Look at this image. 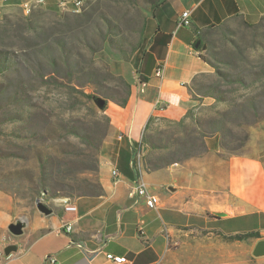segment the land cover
<instances>
[{
  "label": "crops",
  "instance_id": "1",
  "mask_svg": "<svg viewBox=\"0 0 264 264\" xmlns=\"http://www.w3.org/2000/svg\"><path fill=\"white\" fill-rule=\"evenodd\" d=\"M23 2L0 0V7ZM185 11L191 12L190 26L179 25ZM146 17L141 49L132 55L118 53L114 62V72L129 80L131 95L124 107L113 103L106 111L111 126L101 148L99 171L104 194L72 200L76 213H66L60 202L53 215H40L14 243L18 251L10 256L4 253L0 264H115L107 260L109 254L126 257L125 264H214L212 253L218 248L213 246L220 243L225 253V217L213 216L225 211V206L209 205L212 194L225 201V181L213 189L204 187L201 177L188 167L148 169L136 154L143 148L151 119L180 121L199 104L192 99L190 87L195 77L210 73L211 68L197 42L208 30L235 19L260 22L264 0H166ZM207 145L220 152L218 136L208 139ZM114 169L120 171L116 183ZM141 177L159 197L157 209L149 208L146 198L135 193ZM231 183L241 189L239 194L231 189L232 194L253 207L250 214L264 215V171L259 164H233ZM171 187L176 190L170 191ZM227 218L235 222L244 216ZM68 225L71 232L66 230ZM215 232L218 242H212ZM0 245L5 249L1 241Z\"/></svg>",
  "mask_w": 264,
  "mask_h": 264
},
{
  "label": "rangeland",
  "instance_id": "2",
  "mask_svg": "<svg viewBox=\"0 0 264 264\" xmlns=\"http://www.w3.org/2000/svg\"><path fill=\"white\" fill-rule=\"evenodd\" d=\"M83 2L80 12L60 10L54 0L40 8H29V14L35 10L31 20L27 19L28 15L20 6L0 7V47L11 53L16 52L15 55L18 56V64L0 76V92L3 91L0 94V241L4 247L14 245L19 239L8 231L10 224L18 219H26L29 230L30 222L43 215L37 209V199L54 209L61 199L69 198L65 196L69 192V186L78 191L86 176L79 173L82 166L75 164L80 159L75 155L87 147L71 131L90 122L82 92L94 93L95 86L106 90L115 88L117 79H113L109 73L120 76L113 70L116 55L133 54L129 49L123 52L113 49L104 42L100 32L104 33L105 24L109 20L126 36L137 39L136 29L150 10L144 0ZM63 15L67 17L63 18ZM261 21L258 22V28H251L243 20L235 19L222 27L207 31L205 44L211 52L206 57L223 71L258 73L264 70V22ZM31 26L41 31L40 36L30 32ZM58 39L66 40L68 55L79 62L78 69L81 72L79 71V77L72 83H69V78H65L64 70L60 74L54 72L46 56L42 54L46 44L56 50ZM56 55H59L58 51ZM213 74L214 70L211 68L208 75ZM107 78L111 79L108 81ZM69 85H74L77 91ZM257 86H253V90L260 93L262 88ZM225 89L230 90L229 87ZM248 95L244 90H236L231 94L236 104L243 103ZM113 103L110 101L107 109ZM204 103L209 106L214 104V100L207 98ZM259 107L257 119L260 120L253 127L232 125L234 133L229 137L230 146L243 148L247 145L243 155L229 158L222 150L219 156L204 154L186 163L174 164L195 171L201 177L204 187L207 185L213 189L215 185L219 186L225 181V201L212 194L209 205L217 209L225 206V211L222 212L227 217L244 216L242 220L235 222L225 217V224L222 226H225V237L253 231L259 233V239H264V215L250 214L253 207L242 204L241 196L231 192L234 189L239 194L241 190L231 183L233 164L252 162L259 164L264 171V96L260 99ZM33 110L37 117L29 125L14 118L17 113ZM161 130L163 139L167 138L168 133L179 136L178 130L173 126L163 125ZM13 131L21 132L24 137L16 138L12 135ZM35 132V137L28 136ZM246 132L249 140L246 139ZM36 149L42 151L44 156L50 155V168H54L55 178L61 167L66 171V175L57 176L52 184L48 183L50 187L47 186L44 193L35 192L40 177L39 163L35 158ZM164 154L165 151L154 152L151 156L160 157ZM143 157L144 152L141 165ZM83 160L84 158L81 159ZM149 167L153 169L155 165L151 164ZM215 225L220 228L222 224L217 222ZM216 234L218 233L215 232L212 242L220 240ZM259 239L251 237L245 241H230L225 238V253L221 244L217 243L213 246L218 250L216 254L212 253L211 263L264 264V258L252 257V250Z\"/></svg>",
  "mask_w": 264,
  "mask_h": 264
},
{
  "label": "trees",
  "instance_id": "3",
  "mask_svg": "<svg viewBox=\"0 0 264 264\" xmlns=\"http://www.w3.org/2000/svg\"><path fill=\"white\" fill-rule=\"evenodd\" d=\"M165 1L166 0H144L152 11H156ZM34 12L35 10L28 15L27 19L31 20L34 17ZM66 17L67 15H63V18ZM148 20L147 17H144L141 24L136 29L138 32L137 39L126 36L117 25L109 20L105 24L104 33L100 32V35L104 42L108 43L113 49L119 52L129 49L131 53H135L141 49L146 40ZM262 22H264V18L261 23ZM244 23L251 28H258L260 26V23L251 24L245 21ZM36 28L37 27L31 26L30 32L32 34L35 33L36 36H40L41 31ZM201 40L202 44L198 50H202L203 44L206 43L205 35L202 36ZM67 47L68 44L65 39H58L56 50H53L46 44L42 50V54L46 56L48 64L53 68L54 72L60 74L61 71L64 70L65 78H69V83H72L79 77V62L68 55ZM57 51L59 52L58 56L56 55ZM13 52L14 51L11 53L9 50H6V48L0 47V76L11 71L18 64V56L15 55L16 52ZM210 52V49L204 51L202 58L210 68L214 70L213 76H209L208 74L199 75L195 77L190 87L192 99L198 101L199 104L190 109L180 121L151 119L145 128L142 145L145 146L147 155H144L142 161L146 163L148 167L154 164L155 167L153 170H159L174 164H183L191 159L202 157L204 154H215L219 156L222 150L229 158L240 156L243 155V152L247 149V145L243 148H232L230 146L229 137L234 133L232 125L240 124V127L246 126L251 128L256 124L257 120H260L257 119V117L260 109V99L264 96V70L258 73H232L223 71V69H220L221 67L217 66L206 57V54ZM109 76L113 79H117L115 88L111 87L107 89L113 92V94H109L106 89H102L99 86H95L94 93L82 92L90 122L86 124V126L73 128L71 132L77 135L83 145L87 147L82 150V152L75 155L77 159L80 158L76 160L75 164L82 166L79 173L86 177L79 185L78 191H76V188L69 186V192L65 195L69 197V199L73 197L104 194L99 179L100 153L110 130L111 119L105 113L107 107L101 110L96 104L95 98L101 97L105 99L107 105L112 101L124 107L131 95V84L127 78L115 76L112 73H109ZM109 79L111 78H107L108 81ZM257 85L262 88L261 91L263 92L260 91V93H256L255 90H253V86ZM70 87L77 91L74 85ZM225 87H229L230 90L225 89ZM236 90H244L249 93L245 101L241 104H236L231 96ZM2 92H0V94H2ZM114 93H119L120 95L117 96L114 95ZM207 98L213 99L214 104L209 106L206 105L204 100ZM14 99L17 100L16 97H14ZM34 117H37L35 110L17 113L14 118L20 119L23 123L29 125ZM241 121L244 123L241 124ZM163 125L176 128L179 136L177 137L172 133H168L166 136L167 138L163 139V132L161 130ZM246 134L248 135L246 139L249 140V134L247 132ZM12 135L16 138L24 137L22 133L18 131H13ZM35 135L36 132L28 136L35 137ZM216 136L219 137L220 152L218 153L211 151L207 145V140ZM88 150H90V152H88ZM162 151H165L166 154L160 157L151 156L154 152ZM49 156H44V153L38 149L35 151V158L40 168V177L35 187V192L37 193H44V191L47 190V186H49L48 183L52 184L54 180H57V176L66 175L65 169L61 167L58 172H56L57 176L55 178L54 168H50L51 159ZM82 158H84L83 161H81ZM251 237L260 238L259 233L253 231L225 238L230 241H245Z\"/></svg>",
  "mask_w": 264,
  "mask_h": 264
},
{
  "label": "built area",
  "instance_id": "4",
  "mask_svg": "<svg viewBox=\"0 0 264 264\" xmlns=\"http://www.w3.org/2000/svg\"><path fill=\"white\" fill-rule=\"evenodd\" d=\"M51 1L53 0H28L24 1L20 7L24 11L26 15H29V8H40L43 6L48 5ZM56 2L57 7L60 10L66 11V8H74L76 9V12H80L82 7H83V0H54ZM3 3H8L9 0H2ZM179 25L181 26H190L191 25V12L190 11H185L180 19H179ZM160 75V73H158ZM143 154V148H141L138 153H137V161L140 163L141 158ZM112 177L116 182L119 181L120 179V171L118 169H114L112 171ZM134 191L137 195L142 196L146 198L147 200V205L151 209H157L160 205V199L157 195L153 194L151 192V189L148 185V183L144 180V178H140L135 186H134ZM63 205V208L66 213H76L77 212V206L73 203V201L69 198H67L66 203H61ZM72 225H68L66 227L67 232L72 231ZM4 256V248L0 245V263L2 262ZM107 260L115 263V264H125L128 262L126 257H116L112 254L107 255ZM56 260L53 259L52 263H55Z\"/></svg>",
  "mask_w": 264,
  "mask_h": 264
},
{
  "label": "water",
  "instance_id": "5",
  "mask_svg": "<svg viewBox=\"0 0 264 264\" xmlns=\"http://www.w3.org/2000/svg\"><path fill=\"white\" fill-rule=\"evenodd\" d=\"M201 44H202V40H199L196 44V48H199ZM206 50H207V44H203L202 51H206ZM95 101L101 110H103L105 107L108 106L107 101L101 97L95 98ZM175 190L176 189L173 187L170 188V191H175ZM36 205L38 211L45 216H51L55 212L53 208L44 204L40 199H37ZM214 215L217 218L227 217V214L223 212H216ZM28 226L29 223L26 219H18L16 220V222L8 226V231L13 237L20 238L26 234ZM18 249H19L18 245H9L5 247L4 253L6 256H10L11 254L16 253ZM252 257L255 259L264 258V239H259L256 242L252 250Z\"/></svg>",
  "mask_w": 264,
  "mask_h": 264
},
{
  "label": "bare ground",
  "instance_id": "6",
  "mask_svg": "<svg viewBox=\"0 0 264 264\" xmlns=\"http://www.w3.org/2000/svg\"><path fill=\"white\" fill-rule=\"evenodd\" d=\"M67 11H71V12H76V9L74 8H66ZM61 203H66L67 202V198H63L60 200Z\"/></svg>",
  "mask_w": 264,
  "mask_h": 264
}]
</instances>
